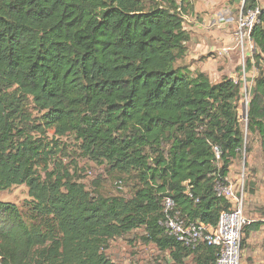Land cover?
Segmentation results:
<instances>
[{"label":"trees","instance_id":"16d2710c","mask_svg":"<svg viewBox=\"0 0 264 264\" xmlns=\"http://www.w3.org/2000/svg\"><path fill=\"white\" fill-rule=\"evenodd\" d=\"M257 6L245 0L244 14ZM193 13L191 0H0V191L26 186L29 198L24 214L0 202V264H115L111 243L135 232L168 264H216L217 248L167 234L162 200L216 228L233 210L217 183L253 139L264 156V11L243 71H258L245 127L242 82L182 65ZM68 137L130 197L86 185L66 163ZM263 228L245 227L242 251Z\"/></svg>","mask_w":264,"mask_h":264},{"label":"rangeland","instance_id":"374dc122","mask_svg":"<svg viewBox=\"0 0 264 264\" xmlns=\"http://www.w3.org/2000/svg\"><path fill=\"white\" fill-rule=\"evenodd\" d=\"M194 13L187 17L185 27L190 31L192 40L188 46V54L182 65L194 70L204 71L213 83H219L226 76L234 77L236 82H242L244 99L240 106V116L243 127L246 126V110L249 100V92L252 87V79L258 75V71L246 74L243 72L249 61L254 57L255 48L252 42L247 41L244 50L239 47L236 31L240 16L244 14L245 0H191ZM261 4V0H256ZM261 1V2H260ZM218 23V24H217ZM224 32V33H223ZM231 37L226 41H220L221 35ZM233 40V41H232ZM232 44L237 56L234 58L236 65L229 69L228 56L223 51ZM230 47V46H229ZM181 63V62H180ZM230 70V71H229ZM246 79L248 82H245ZM66 144L69 157L66 163L77 161L79 174L84 178V183L92 187L99 181V188L104 195L122 196L129 198L133 185L124 184L123 190L116 188V177L110 176L104 167L78 159L75 142L71 137L62 139ZM229 179L234 185L238 197L243 198L245 216L250 223L264 221V156L260 143L255 138L252 140V153L235 163L230 170ZM28 188L19 186L9 191H0V202L11 203L20 207L25 213L24 203L28 200ZM141 232L129 234L126 238L114 240L107 251L108 257L115 264H168V254L160 252L154 245H143L136 239ZM241 264H264V228L252 233L247 240L246 247L242 251Z\"/></svg>","mask_w":264,"mask_h":264},{"label":"built area","instance_id":"2783aa9c","mask_svg":"<svg viewBox=\"0 0 264 264\" xmlns=\"http://www.w3.org/2000/svg\"><path fill=\"white\" fill-rule=\"evenodd\" d=\"M262 11L258 3L255 9L240 16L236 38L243 50L245 43L251 42L252 29L259 22ZM228 51L225 49L223 55L227 56ZM215 190L219 197L226 198L233 205L231 212L222 214L216 228L184 217L169 196L162 200L164 219L161 225L169 236L191 250H198L204 245L217 248L219 253L216 264H241L243 232L250 225L245 216L243 198L238 197L229 178L219 181Z\"/></svg>","mask_w":264,"mask_h":264},{"label":"crops","instance_id":"0c3cea01","mask_svg":"<svg viewBox=\"0 0 264 264\" xmlns=\"http://www.w3.org/2000/svg\"><path fill=\"white\" fill-rule=\"evenodd\" d=\"M262 1V2H261ZM260 2H261V4H259V6L261 7V9L264 11V0H261ZM192 17V16H191ZM218 24V23H217ZM188 30V29H187ZM224 33V32H223ZM218 39L222 42V41H226L225 43H227V41L229 40V39H231V37H229V36H226L225 38H224V35H222V33H221V35L218 37ZM192 40V39H191ZM193 41V40H192ZM233 41V40H232ZM188 46H189V44H188ZM230 46V47H229ZM229 46H226L225 48H227L228 50H230V51H228L229 53H228V60L227 61H229L230 62V66H228L229 67V69H233L234 67H236V66H238V64L236 65V62L234 61V58L237 56V53L235 52V50H234V47H232V44H230ZM230 71V70H229ZM204 72V71H203ZM223 75H226V71H222V73H221V76H223ZM230 77V76H229ZM229 181H230V179H229ZM231 182V181H230Z\"/></svg>","mask_w":264,"mask_h":264},{"label":"water","instance_id":"95a60500","mask_svg":"<svg viewBox=\"0 0 264 264\" xmlns=\"http://www.w3.org/2000/svg\"><path fill=\"white\" fill-rule=\"evenodd\" d=\"M246 117H247V110H246ZM220 152V150H218Z\"/></svg>","mask_w":264,"mask_h":264}]
</instances>
